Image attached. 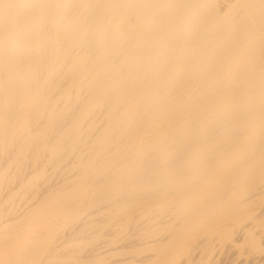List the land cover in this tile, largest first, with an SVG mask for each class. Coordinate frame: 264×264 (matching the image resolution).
Segmentation results:
<instances>
[{"label":"bare ground","instance_id":"obj_1","mask_svg":"<svg viewBox=\"0 0 264 264\" xmlns=\"http://www.w3.org/2000/svg\"><path fill=\"white\" fill-rule=\"evenodd\" d=\"M108 1L0 0V264H264V0Z\"/></svg>","mask_w":264,"mask_h":264},{"label":"rangeland","instance_id":"obj_2","mask_svg":"<svg viewBox=\"0 0 264 264\" xmlns=\"http://www.w3.org/2000/svg\"><path fill=\"white\" fill-rule=\"evenodd\" d=\"M92 2V1H95V0H88V2ZM110 1H112L111 3H112V7H116V5L121 1V0H109L108 2H103L102 4H99L98 5V8L96 9V13L98 14V15H102L104 12H105V9L108 7L107 5H109V2ZM141 2V0H136V2ZM143 2V1H142ZM141 2V3H142ZM103 10H104V12H103ZM131 15H132V11H129V12H127V14L125 15V16H123V17H120V16H114V18L116 19V20H118L120 23H123V22H125L127 19L128 20H130V18H131ZM219 262V261H218ZM217 262V264H221V263H218ZM230 264V263H229ZM231 264H234V263H231Z\"/></svg>","mask_w":264,"mask_h":264}]
</instances>
